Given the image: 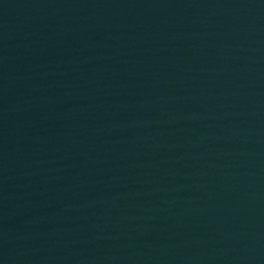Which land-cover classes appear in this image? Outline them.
Returning <instances> with one entry per match:
<instances>
[{
  "label": "water",
  "instance_id": "water-1",
  "mask_svg": "<svg viewBox=\"0 0 264 264\" xmlns=\"http://www.w3.org/2000/svg\"><path fill=\"white\" fill-rule=\"evenodd\" d=\"M0 264H264V0H0Z\"/></svg>",
  "mask_w": 264,
  "mask_h": 264
}]
</instances>
